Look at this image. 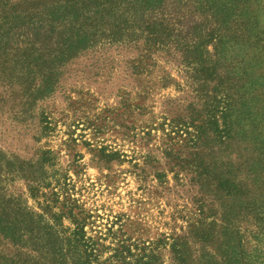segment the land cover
Masks as SVG:
<instances>
[{"label": "rangeland", "instance_id": "obj_1", "mask_svg": "<svg viewBox=\"0 0 264 264\" xmlns=\"http://www.w3.org/2000/svg\"><path fill=\"white\" fill-rule=\"evenodd\" d=\"M54 1L0 0V155L21 164L46 157L50 188L41 192L57 191L61 201L70 196L93 215L94 230L104 231L117 217L135 242L172 232L197 188L173 161L185 151L184 140L169 135L184 130V123L193 131V120H208L211 92L222 76L232 111H246L243 133L231 134L238 145L228 146L230 140L225 151L264 165V0H237L236 13L221 29L230 43L224 58H215L217 72L199 68L200 83H207L201 95L190 87L174 45L170 54L145 60L142 38L80 53L60 69L53 92L42 94L53 72L41 55L50 43L38 32ZM187 20L200 22L192 14ZM31 185L18 179L8 193L21 195V204L38 213ZM259 186L264 206V179ZM249 190L254 198L255 186ZM262 241L264 250V236ZM29 249L21 254L30 256Z\"/></svg>", "mask_w": 264, "mask_h": 264}, {"label": "trees", "instance_id": "obj_2", "mask_svg": "<svg viewBox=\"0 0 264 264\" xmlns=\"http://www.w3.org/2000/svg\"><path fill=\"white\" fill-rule=\"evenodd\" d=\"M236 4L237 0H55L45 14L48 22L44 20L38 32L50 43L41 55L50 59L53 72L41 93L53 92L60 69L80 53L142 38L145 60L159 52L170 54L174 45L182 54L190 87L201 95L207 83H200L199 68L217 72L215 58L223 59L230 43L221 29L227 27L229 13H236ZM190 14L198 15L200 22L188 21ZM118 15L127 17L125 23L114 21ZM127 28L132 33L126 35ZM226 84L222 76L211 92L208 120H193V131L184 123V130L169 135L184 140L185 151L176 158L174 154L173 161L197 191L192 207L172 232L156 239L133 241L117 217L104 231L90 228L93 215L70 196L61 201L57 191L41 192L50 188L46 157L21 164L0 155V264H264V206L258 193L264 165L260 159L225 151L230 140L228 146L238 145L231 134L243 133L246 118V111H232ZM21 178L33 182L29 193L40 212L24 207L21 195L8 193V186ZM250 184L256 189L254 198L249 197ZM28 248L30 256L21 254Z\"/></svg>", "mask_w": 264, "mask_h": 264}]
</instances>
